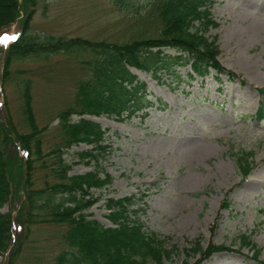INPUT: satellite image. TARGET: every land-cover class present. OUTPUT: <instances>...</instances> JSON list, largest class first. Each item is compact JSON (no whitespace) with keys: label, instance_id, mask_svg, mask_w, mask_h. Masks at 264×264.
<instances>
[{"label":"rangeland","instance_id":"rangeland-1","mask_svg":"<svg viewBox=\"0 0 264 264\" xmlns=\"http://www.w3.org/2000/svg\"><path fill=\"white\" fill-rule=\"evenodd\" d=\"M153 2L17 0L16 19L0 29V123L21 134L34 131L32 147L37 139L41 150L32 162L37 168L35 186H42L43 178L52 182L51 175L37 166L42 160L50 163L48 153L60 142L58 114L70 105L76 84L87 75L83 61L89 56L83 50L40 51L12 59L4 70L6 49L14 41L5 37H17L29 14L24 35L35 48L49 38L124 43L153 24ZM0 8L9 12L12 0H0ZM210 11L217 26L206 35L216 37L218 62L235 74L232 80L224 74L217 82L210 71L200 83L189 79L184 68L178 70L179 78L162 74L157 80L130 67L154 102L148 116L140 122L139 117L120 121L106 113L84 115L104 130L106 151L96 149V159L77 161L75 153L90 150V145L63 148L69 174L95 171L105 180L103 186L89 189L95 201L82 212L109 227L105 200L133 195L130 208L136 210L144 230L176 250L160 264H196L200 254L191 256L189 250L195 244L203 248L223 244L235 250L211 253L200 264H257L250 258L251 250L240 245L242 233L260 248L258 258L264 261V118L258 122L254 117L258 102L264 100V94L257 92L264 87V0H213ZM27 88L35 128L24 115L22 93ZM10 137L3 148L11 158L14 153L24 156L18 141ZM206 145L211 153L198 158L196 149ZM242 150L252 151L254 162L244 178L231 157ZM223 201L230 203L228 208L221 206ZM17 208L10 201L0 212L11 211L14 217ZM11 227L10 246L15 239L22 242L12 264H51L58 252L68 248L63 235L67 224L34 223L19 229L13 222ZM7 259L8 250L0 256V264Z\"/></svg>","mask_w":264,"mask_h":264},{"label":"trees","instance_id":"trees-1","mask_svg":"<svg viewBox=\"0 0 264 264\" xmlns=\"http://www.w3.org/2000/svg\"><path fill=\"white\" fill-rule=\"evenodd\" d=\"M112 1L120 4V0ZM212 3L213 0H154L150 5L153 24L145 27L141 36L124 43H112L104 39L89 41L77 37L49 38L35 48L29 36L24 35L29 14L24 17L20 34L6 49L4 70L12 59L28 54L40 51L69 54L83 50L89 56L88 60L83 61L88 72L76 84L70 105L58 114L57 126L61 139L48 153L50 163L41 159V164L37 166L51 175L52 182L43 178L42 186H35L33 174L37 168L32 162L39 159L41 150L37 139L35 149L32 147L34 131L21 134L0 123V208L10 201L18 205L14 217L11 216L14 207L11 211L0 212V256L8 250V259L4 264L13 263L22 243L15 239L16 244L10 246L13 241V222L19 229H27L34 223L67 224L63 235L68 248L58 252L51 264H160L169 254L175 253L174 246L166 248L156 233L144 230L136 210L130 208L135 201L133 195L105 200L108 211L105 217L112 223L109 227L83 213L95 201L89 189L103 186L105 180L98 178L95 171L69 174L70 165L62 158V154L65 152L63 148L68 149L74 143L91 146L90 150L75 153L77 161L96 159V149L101 153L106 151L107 146L102 144L104 130L100 124L84 118V115L106 113L120 121L139 117L140 122L147 117L154 102L148 97L145 83L130 71V67L149 73L157 80L162 74L168 79L179 78L180 68L186 69L185 75L189 79L200 83L210 71H214L217 82L224 74L228 81L235 77L218 62L216 37L206 35L209 28L217 26L211 17ZM17 6V0H12V10L4 12L0 8V29L16 19ZM257 92L263 95L264 87L258 88ZM22 95L24 115L30 121V127L35 128L30 113L28 88ZM257 106L254 117L259 121L264 118V100L259 101ZM72 115L78 118L71 119ZM10 134L24 150V156L14 153L11 158L3 148L8 145L7 138L11 139ZM252 156V151L244 150L231 154L243 178L254 165ZM221 206L228 208L229 202L223 201ZM238 238L242 247L251 250L250 258L257 264H264L258 258L260 248L251 241L249 235L242 233ZM189 250L191 256L200 254L201 258L196 264H200L211 253L235 251L222 244L204 248L195 244Z\"/></svg>","mask_w":264,"mask_h":264},{"label":"bare ground","instance_id":"bare-ground-1","mask_svg":"<svg viewBox=\"0 0 264 264\" xmlns=\"http://www.w3.org/2000/svg\"><path fill=\"white\" fill-rule=\"evenodd\" d=\"M264 33V32H263ZM196 149V148H195ZM211 151H212V148L209 146V145H206V146H200V147H198L197 149H196V153H195V155H197V157L198 158H201V157H203V156H205L206 154H210L211 153ZM207 155V156H208ZM193 156V155H192ZM204 158V157H203ZM194 159V158H193ZM195 180V179H194ZM198 180H199V178H198ZM197 180V181H198ZM190 182V181H189ZM198 183V182H197ZM188 185V184H187ZM194 186V185H193ZM230 204V203H229ZM212 245V244H211ZM223 245V244H222ZM226 251V250H225ZM231 251V250H230ZM223 252V251H222ZM228 252V251H227ZM213 263V262H212ZM214 264H216V263H214Z\"/></svg>","mask_w":264,"mask_h":264},{"label":"snow or ice","instance_id":"snow-or-ice-1","mask_svg":"<svg viewBox=\"0 0 264 264\" xmlns=\"http://www.w3.org/2000/svg\"><path fill=\"white\" fill-rule=\"evenodd\" d=\"M15 36H11V37H5V39H11V40H15Z\"/></svg>","mask_w":264,"mask_h":264}]
</instances>
